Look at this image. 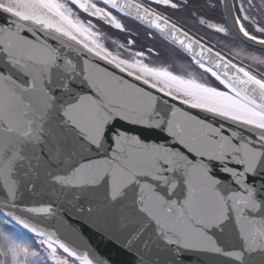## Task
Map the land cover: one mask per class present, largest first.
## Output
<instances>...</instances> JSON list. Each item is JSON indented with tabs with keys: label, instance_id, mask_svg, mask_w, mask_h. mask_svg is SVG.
Wrapping results in <instances>:
<instances>
[{
	"label": "snow or ice",
	"instance_id": "6c2138e0",
	"mask_svg": "<svg viewBox=\"0 0 264 264\" xmlns=\"http://www.w3.org/2000/svg\"><path fill=\"white\" fill-rule=\"evenodd\" d=\"M85 226L264 264V0H0V264H114Z\"/></svg>",
	"mask_w": 264,
	"mask_h": 264
},
{
	"label": "water",
	"instance_id": "95a60500",
	"mask_svg": "<svg viewBox=\"0 0 264 264\" xmlns=\"http://www.w3.org/2000/svg\"><path fill=\"white\" fill-rule=\"evenodd\" d=\"M252 49L259 51V46H256ZM144 135L151 136L155 134L151 132H145ZM30 198H31L30 196H26V199H30ZM22 231L26 232L25 230ZM85 236L90 238L91 245L100 254H103L105 256H111V258L114 261V264H124V262L127 260V257H125L121 253H118L116 249L113 247V245L107 239L103 238L98 233L93 232L90 228H87V226H85ZM192 264H210V257L194 255L192 257Z\"/></svg>",
	"mask_w": 264,
	"mask_h": 264
},
{
	"label": "flooded vegetation",
	"instance_id": "af4514ba",
	"mask_svg": "<svg viewBox=\"0 0 264 264\" xmlns=\"http://www.w3.org/2000/svg\"><path fill=\"white\" fill-rule=\"evenodd\" d=\"M201 2H203V0H201ZM207 11V10H206ZM178 16H181V17H185L186 16V13H183V12H180V13H177ZM209 15L211 16H215L217 17V20L219 21V18L222 16V13L221 15L218 13V10L216 12H210ZM107 31V29H105ZM126 37H121V40L123 41ZM236 46H244V45H240L239 44V41H237L235 43ZM149 47V44L145 43L144 44V48H147ZM246 47V46H245ZM249 50V49H248ZM250 51V50H249Z\"/></svg>",
	"mask_w": 264,
	"mask_h": 264
},
{
	"label": "trees",
	"instance_id": "16d2710c",
	"mask_svg": "<svg viewBox=\"0 0 264 264\" xmlns=\"http://www.w3.org/2000/svg\"><path fill=\"white\" fill-rule=\"evenodd\" d=\"M218 13L221 15V12L218 10ZM146 49V48H145ZM252 51V50H251ZM259 54V52H257ZM18 230V229H17ZM17 232V231H16ZM18 232H20L18 230ZM20 234H22L23 236H25L26 238H30V236L26 235V234H23L22 232H20Z\"/></svg>",
	"mask_w": 264,
	"mask_h": 264
},
{
	"label": "rangeland",
	"instance_id": "374dc122",
	"mask_svg": "<svg viewBox=\"0 0 264 264\" xmlns=\"http://www.w3.org/2000/svg\"><path fill=\"white\" fill-rule=\"evenodd\" d=\"M234 47L236 46L235 44L233 45ZM9 228L11 227V226H8ZM17 232H15L14 234H17V235H19V236H21V238H26L25 236H23L22 234H20V232H18V230H16Z\"/></svg>",
	"mask_w": 264,
	"mask_h": 264
},
{
	"label": "bare ground",
	"instance_id": "6f19581e",
	"mask_svg": "<svg viewBox=\"0 0 264 264\" xmlns=\"http://www.w3.org/2000/svg\"><path fill=\"white\" fill-rule=\"evenodd\" d=\"M244 46H246V45H244ZM249 50H250V51L252 50V51H256V52H259V51H257V50H254V49H252V48H250Z\"/></svg>",
	"mask_w": 264,
	"mask_h": 264
}]
</instances>
